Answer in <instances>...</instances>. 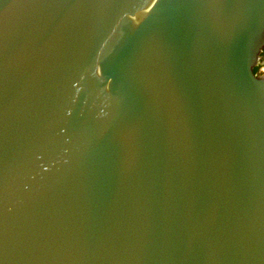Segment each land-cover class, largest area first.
Here are the masks:
<instances>
[{"label": "water", "instance_id": "obj_1", "mask_svg": "<svg viewBox=\"0 0 264 264\" xmlns=\"http://www.w3.org/2000/svg\"><path fill=\"white\" fill-rule=\"evenodd\" d=\"M264 0H0V264H264Z\"/></svg>", "mask_w": 264, "mask_h": 264}, {"label": "flooded vegetation", "instance_id": "obj_2", "mask_svg": "<svg viewBox=\"0 0 264 264\" xmlns=\"http://www.w3.org/2000/svg\"><path fill=\"white\" fill-rule=\"evenodd\" d=\"M253 71L255 74H264V46L258 54L257 61L253 66Z\"/></svg>", "mask_w": 264, "mask_h": 264}]
</instances>
